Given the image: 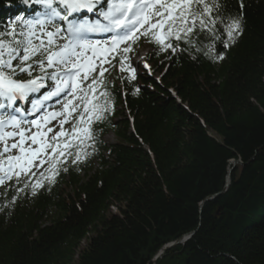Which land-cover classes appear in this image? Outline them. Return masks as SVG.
Instances as JSON below:
<instances>
[{
  "label": "trees",
  "instance_id": "1",
  "mask_svg": "<svg viewBox=\"0 0 264 264\" xmlns=\"http://www.w3.org/2000/svg\"><path fill=\"white\" fill-rule=\"evenodd\" d=\"M20 2L0 0V29ZM244 5L229 47L159 51L152 76L122 78L124 102L108 83L95 149L0 212V264H150L185 236L155 264H264V0Z\"/></svg>",
  "mask_w": 264,
  "mask_h": 264
},
{
  "label": "snow or ice",
  "instance_id": "2",
  "mask_svg": "<svg viewBox=\"0 0 264 264\" xmlns=\"http://www.w3.org/2000/svg\"><path fill=\"white\" fill-rule=\"evenodd\" d=\"M22 2L33 15L0 29V187L7 185L5 196L15 193L0 212L26 189L35 195L54 184L69 157L77 164L89 155L85 149H95L93 126L114 111L105 73L117 64L124 72L127 63L134 74L129 53L141 37L171 54L211 52L216 41L227 48L243 32L245 7L238 0L241 11L231 14L221 0ZM50 102L59 109L49 111Z\"/></svg>",
  "mask_w": 264,
  "mask_h": 264
},
{
  "label": "rangeland",
  "instance_id": "3",
  "mask_svg": "<svg viewBox=\"0 0 264 264\" xmlns=\"http://www.w3.org/2000/svg\"><path fill=\"white\" fill-rule=\"evenodd\" d=\"M149 47H147L146 45H143L142 48L139 49V51L137 52V55H135V57H131L132 60L135 62V64H137L139 66V69L140 67H142V64L145 63V60H146V57H145V51L148 50ZM151 51V49H150ZM147 56V55H146ZM117 69V68H115ZM114 72V71H113ZM111 72V73H113ZM105 141L106 143L108 144H111V143H114L115 139H114V136L112 134H108L105 138ZM175 245V244H174ZM173 247V246H172ZM170 247H168L167 249H169ZM165 249V251L167 250ZM161 249L157 252L156 256L160 253ZM164 251V252H165ZM164 252L160 253L159 257H162V255H164ZM154 256V257H156ZM158 257V258H159ZM158 258L155 259V262L158 260ZM153 264V263H152Z\"/></svg>",
  "mask_w": 264,
  "mask_h": 264
},
{
  "label": "water",
  "instance_id": "4",
  "mask_svg": "<svg viewBox=\"0 0 264 264\" xmlns=\"http://www.w3.org/2000/svg\"><path fill=\"white\" fill-rule=\"evenodd\" d=\"M227 184H228V183H227ZM188 237H189V236L183 237V238L180 239L179 241H176L177 243H176V242H175V243H176V244L182 243L183 241H185L186 239H188ZM175 243H174V244H175ZM174 244H170L169 246L172 247V246H174ZM164 251H165V247L161 249L160 253H162V252H164ZM160 253H159L156 257H154L153 260H155L156 258H158L159 255H160ZM159 258H160V257H159ZM159 258H158V259H159Z\"/></svg>",
  "mask_w": 264,
  "mask_h": 264
},
{
  "label": "bare ground",
  "instance_id": "5",
  "mask_svg": "<svg viewBox=\"0 0 264 264\" xmlns=\"http://www.w3.org/2000/svg\"><path fill=\"white\" fill-rule=\"evenodd\" d=\"M225 38H226V36H225ZM158 80H160V79L158 78Z\"/></svg>",
  "mask_w": 264,
  "mask_h": 264
}]
</instances>
